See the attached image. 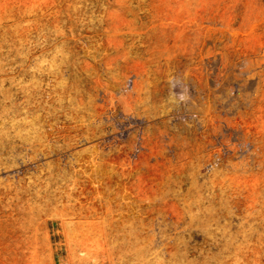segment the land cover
<instances>
[{
  "label": "rangeland",
  "instance_id": "1",
  "mask_svg": "<svg viewBox=\"0 0 264 264\" xmlns=\"http://www.w3.org/2000/svg\"><path fill=\"white\" fill-rule=\"evenodd\" d=\"M164 263L264 264V0H0V264Z\"/></svg>",
  "mask_w": 264,
  "mask_h": 264
},
{
  "label": "bare ground",
  "instance_id": "2",
  "mask_svg": "<svg viewBox=\"0 0 264 264\" xmlns=\"http://www.w3.org/2000/svg\"><path fill=\"white\" fill-rule=\"evenodd\" d=\"M164 242H165V241H164ZM164 242H163V243H164ZM164 264H165V263H164Z\"/></svg>",
  "mask_w": 264,
  "mask_h": 264
}]
</instances>
